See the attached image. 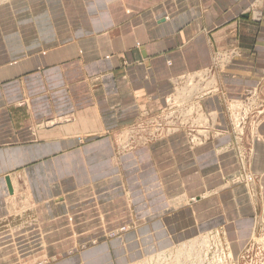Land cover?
Listing matches in <instances>:
<instances>
[{
	"label": "crops",
	"instance_id": "0c3cea01",
	"mask_svg": "<svg viewBox=\"0 0 264 264\" xmlns=\"http://www.w3.org/2000/svg\"><path fill=\"white\" fill-rule=\"evenodd\" d=\"M201 72L218 135L118 153L128 124ZM248 99L264 102V0L4 1L0 223L35 218L45 248L19 258L34 245L0 230V264H129L221 223L242 240L264 211V120L239 137L226 121ZM247 156L256 199L228 181Z\"/></svg>",
	"mask_w": 264,
	"mask_h": 264
},
{
	"label": "rangeland",
	"instance_id": "374dc122",
	"mask_svg": "<svg viewBox=\"0 0 264 264\" xmlns=\"http://www.w3.org/2000/svg\"><path fill=\"white\" fill-rule=\"evenodd\" d=\"M4 1L6 0H0V6L4 4ZM220 56L221 55L215 57L214 63L220 62ZM212 66L211 67L209 66L208 70L206 69V71L208 72L211 71V69L213 68ZM208 72L198 73V76L194 78H188L185 81L187 83L182 84V86L184 85L183 87H186L188 92L190 93V96L192 97L191 101L195 102V100H197L193 96H202V91L204 90L200 89L202 86L201 82L205 80L206 78L205 74H207ZM209 80L212 82L210 86H212L213 89H216V87L214 86L215 83L214 79L212 78ZM199 102H200V97H199ZM263 104H264L263 101L258 102L255 99H248L245 101H238V102L230 101V103L227 105L228 116L226 121L229 131L234 133L235 136L239 137L243 133H245V130L248 127L251 128L259 124L260 121L264 120ZM240 122H241V126H240L241 134L238 136L236 130L239 128ZM214 124L215 125L213 126H215L216 130H218L217 120L214 122ZM127 129L128 127H126L124 131H121L120 134H118L117 138L115 139L116 142L115 145L117 147L120 141L121 144L126 141L125 134L128 132ZM179 133H183L185 137L188 136L184 130H182ZM232 148L237 150V144H235V142L230 147L231 150ZM126 149L127 146L125 149L122 148V146H119L118 153L124 154L126 151H131L135 148L129 150ZM240 161L241 159L239 156L238 162ZM245 165L248 166L247 169L241 165L242 168L241 171L239 172L240 174L239 173L233 174L231 175L230 178H228L229 185H232L233 187H237V186L239 187V185L241 184L245 185L244 188H246V192L248 193V195H250L252 199L253 198L256 199V197H258L256 184L259 182L258 180L259 175L253 174L250 171L248 156ZM252 202L253 200L250 203ZM253 219H254L253 220L254 225L252 227V231H250L249 235L245 236V238H243L242 240L241 238H239V236H235V235L231 236L227 228H225V225L221 223V225H217L212 229L199 233V235L195 236L196 238L192 237L190 239H186L183 242L174 244L171 247H166L167 251H164L166 250V248L162 250H157L156 252H153L149 256L148 255L143 256L139 259L130 262L129 264H211V263L212 264H264V211L261 209L258 210L255 216L253 217ZM34 222H35V218H30V217L18 218L17 216L9 223L8 222L0 223V230L1 231L5 230L8 232L6 234H9L7 237H9L8 239L10 241L12 239V241H15L18 244H22L23 240H29L30 243L34 245V246L32 245L33 248H28L27 250L19 249L17 251L19 258L20 257L25 258L28 256H32L33 254L40 253V251H42V249L45 248L43 247L44 245L42 246V248L36 247L35 242L37 241L38 243L39 240L44 237V233L38 232L39 236H36L35 231L33 230ZM126 229L128 230V227L123 226L121 228L108 232L107 236L109 238L120 236L126 231ZM1 231L0 233H3ZM2 237L3 234H0V238ZM201 239H204L203 243L200 242ZM196 240L197 243L194 245V247L186 246V244H188L189 242ZM181 247L182 249H184L183 251L180 250ZM151 257L154 259V261L153 260L148 261ZM34 261L35 264H49L47 258H42L40 260H34ZM175 261L176 263H174Z\"/></svg>",
	"mask_w": 264,
	"mask_h": 264
},
{
	"label": "built area",
	"instance_id": "2783aa9c",
	"mask_svg": "<svg viewBox=\"0 0 264 264\" xmlns=\"http://www.w3.org/2000/svg\"><path fill=\"white\" fill-rule=\"evenodd\" d=\"M193 97L197 99L195 102L191 101L192 97L187 88L180 86L176 93L168 96L164 106L153 113L143 112L135 121L126 126L128 127V132L125 134L126 141L122 144L120 141L117 150L119 146L124 149L127 146L126 150L133 149L182 130L188 135L186 138L192 146L211 140L220 133L213 126L216 114L202 108L199 96ZM240 126L241 122L239 130H236L238 136L241 134Z\"/></svg>",
	"mask_w": 264,
	"mask_h": 264
},
{
	"label": "bare ground",
	"instance_id": "6f19581e",
	"mask_svg": "<svg viewBox=\"0 0 264 264\" xmlns=\"http://www.w3.org/2000/svg\"><path fill=\"white\" fill-rule=\"evenodd\" d=\"M203 236V235H202ZM196 238V237H195ZM206 240V239H205ZM200 242L201 243H203L204 242V239H201L200 240ZM197 243V240L196 241H191V242H189L188 244H186V246H188V247H194V245ZM206 243V242H205ZM202 245V244H201ZM171 250V249H170ZM181 251H183L184 249H182V247H181V249H180ZM186 250V249H185ZM189 250V249H188ZM191 251V250H190ZM205 254V253H204ZM209 255V254H208ZM163 256V255H162ZM168 256V255H167ZM216 256V255H215ZM192 258H194V257H192ZM150 260H153L154 261V259L151 257L148 261H150ZM175 260V259H174ZM187 261V260H186ZM202 261H203V259H202ZM222 261V260H221ZM193 262H194V260H193ZM174 263H176V261L174 262ZM212 264V263H211Z\"/></svg>",
	"mask_w": 264,
	"mask_h": 264
}]
</instances>
